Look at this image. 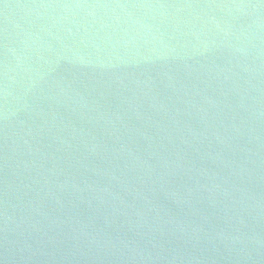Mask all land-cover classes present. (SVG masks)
<instances>
[{"label":"water","instance_id":"obj_1","mask_svg":"<svg viewBox=\"0 0 264 264\" xmlns=\"http://www.w3.org/2000/svg\"><path fill=\"white\" fill-rule=\"evenodd\" d=\"M0 264H264V0H0Z\"/></svg>","mask_w":264,"mask_h":264}]
</instances>
